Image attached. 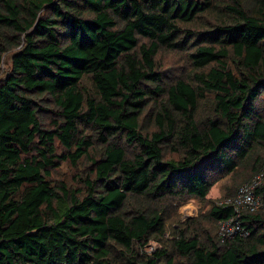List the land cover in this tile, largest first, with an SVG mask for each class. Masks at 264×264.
I'll return each instance as SVG.
<instances>
[{"label":"trees","instance_id":"obj_1","mask_svg":"<svg viewBox=\"0 0 264 264\" xmlns=\"http://www.w3.org/2000/svg\"><path fill=\"white\" fill-rule=\"evenodd\" d=\"M8 52L0 264H264V207L223 238L243 183L211 196L264 167V0H0ZM63 162H89L78 184Z\"/></svg>","mask_w":264,"mask_h":264},{"label":"rangeland","instance_id":"obj_2","mask_svg":"<svg viewBox=\"0 0 264 264\" xmlns=\"http://www.w3.org/2000/svg\"><path fill=\"white\" fill-rule=\"evenodd\" d=\"M184 54L183 52H171V51H161L158 55L161 65L163 66L162 69L165 73L170 72L172 74L179 73L182 69V60ZM185 60V59H184ZM11 65V57L10 53L4 55L3 61L0 64V78L4 75V73L9 69ZM89 162H83L80 164L79 168L74 167L70 162H63L61 163L60 167L53 171L52 179L54 183H59L63 181H67L73 184H78L80 182L79 177L81 173L86 168ZM239 173L248 176V171L242 167H238L237 169ZM253 178V177H252ZM251 178V179H252ZM245 178L237 175H227L222 180L218 181L214 187L213 193H211L212 198L225 196L228 192L233 191L235 185L237 186L239 183H244L243 180ZM209 204L205 201H200L198 199H190L186 203L182 204L176 210V220H181L182 222L188 221L189 219L196 218L199 216L200 211L204 212L208 209ZM154 245L156 243H152L146 247L148 251L154 249Z\"/></svg>","mask_w":264,"mask_h":264},{"label":"built area","instance_id":"obj_3","mask_svg":"<svg viewBox=\"0 0 264 264\" xmlns=\"http://www.w3.org/2000/svg\"><path fill=\"white\" fill-rule=\"evenodd\" d=\"M264 184V167L252 179L243 183L236 194L225 200L233 205L235 214L220 221L219 230L223 238H232L235 234H245L240 220L243 211H257L264 207V200L256 193V189Z\"/></svg>","mask_w":264,"mask_h":264}]
</instances>
